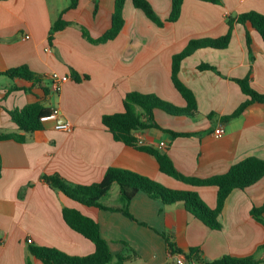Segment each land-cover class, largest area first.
I'll return each instance as SVG.
<instances>
[{"label": "crops", "instance_id": "1", "mask_svg": "<svg viewBox=\"0 0 264 264\" xmlns=\"http://www.w3.org/2000/svg\"><path fill=\"white\" fill-rule=\"evenodd\" d=\"M149 1L165 20L163 26L127 0L121 32L112 40L94 43L82 27L93 38L107 32L116 0H79L70 9L71 0H0V72L26 64L41 77L34 82L0 75V130L26 135L25 141L0 140V264H28V260L45 264L32 254V245L71 255L94 253L95 243L65 220V207L97 220L114 255L128 257L122 264H167L185 256L170 251L167 236L184 252L198 248L204 261L255 256L258 264H264V213L257 218L252 212L264 205V177L232 191L220 214L221 229L208 226L184 202L166 204L144 191L132 199L129 216L121 209L118 183L103 200L110 209L75 200L43 178L58 173L75 184H92L101 181L109 167H118L171 188L197 191L209 207H217V186L194 185L163 172L155 155L117 140L103 115L122 112L131 91L155 93L186 107L187 100L172 78L174 55L192 39L225 35L228 15L264 13V0H184L180 17L173 22L167 21L173 0ZM62 14L72 24L57 31L50 42L52 25ZM252 33L254 59L246 29L236 23L227 47H202L182 60L179 77L195 93L198 111L174 115L156 108L160 127L135 131L144 145L168 153L187 176L207 178L227 172L246 157L264 158V101L231 120L222 117L249 97L237 79L248 77L251 86L264 93V39L257 31ZM204 63L216 70L200 69ZM72 70L89 78L76 81ZM54 73L68 77L60 92L52 88ZM13 86L19 88L10 91ZM38 101L58 109L59 117L25 133L8 110ZM65 121L73 125L71 131L55 128ZM220 126L225 133L218 137L215 130ZM173 131L190 135L176 136ZM116 260L109 264H117Z\"/></svg>", "mask_w": 264, "mask_h": 264}, {"label": "trees", "instance_id": "2", "mask_svg": "<svg viewBox=\"0 0 264 264\" xmlns=\"http://www.w3.org/2000/svg\"><path fill=\"white\" fill-rule=\"evenodd\" d=\"M214 3H222V0H207ZM127 0H116L115 11L112 17L111 28L101 35L99 38H93L86 27H82L84 36L94 43L106 42L117 37L121 32L124 24V7ZM134 5L142 9L145 14L157 23L159 26L165 24L155 8L149 0H132ZM184 0H173L172 11L167 21H176L179 19ZM79 0H71L68 7H77ZM229 30L225 35L217 38L192 39L188 45L173 57L172 78L176 88L186 98L188 105L179 107L170 101H167L155 93H142L139 91L128 92L124 99V110L112 114L103 115V123L110 129L117 140L124 141L126 144L145 150L156 156L163 172L174 176L177 179L194 185H215L218 187V203L216 208H211L204 201L201 195L194 190L175 189L164 185L163 183L138 173L133 170L109 167L101 181L92 184H75L63 178L60 174L47 175L43 178L49 185L64 192L67 196L78 200L86 205L98 206L101 208H110L103 203L110 192L114 183L120 186V193L124 206L121 208L126 214L132 216L129 205L132 199L140 191H144L153 198L162 200L166 204L176 202H184L186 208L196 217L204 221L208 226L221 229L220 214L225 206L228 196L236 188L245 189L264 177V158L258 156H249L243 160L233 164L230 169L222 174L213 175L207 178H198L187 176L181 173L175 166L173 160L168 153L158 148L147 146L139 143V139L135 135V131L150 127H160L155 119V109L160 108L164 111L180 115L185 113H193L198 111L197 99L195 93L190 89L179 77L182 60L191 55L195 50L202 47L225 48L229 45L233 29L236 23H241L246 29V43L252 59L255 58L254 52V35L253 31H257L264 39V13L251 10L238 14L237 16H227ZM72 24L63 18V14L54 22L50 30L49 40L53 41L55 33ZM200 69H214L209 64H201ZM0 75H7L13 79L22 78L26 81H41V77L33 72L28 65L23 64L10 68ZM72 77L76 81L88 79L89 75H82L76 70H72ZM243 92L249 97L231 114L222 116L224 121L231 120L244 114L251 104L264 101V93L259 92L251 86L249 78L237 79ZM13 86L9 90L18 89ZM48 92L47 88H44ZM12 119L17 123L20 130L30 133L44 127L41 116L49 114L53 111L50 107H46L43 102L38 101L30 103L23 108H14L8 110ZM213 117V114L209 115ZM174 135H190L185 132H174ZM14 138L20 141L26 140L25 134L8 133L0 130V140ZM2 157L0 154V177L2 176ZM112 209V208H110ZM253 214L259 218L264 213V205L254 207ZM64 218L67 223L75 230L91 239L96 250L89 255H71L55 247L48 246H30L32 254L36 255L45 264H109L115 257L117 264H122L127 256H115L110 249L108 241L103 237L100 224L93 217L84 214L76 208L65 207L63 210ZM170 251L172 253H185L186 264H258L259 260L255 256L236 257L225 255L217 260L204 261L200 256L198 248H190L188 252L182 251L170 237H166ZM264 248V246H263ZM28 264H34L28 260ZM167 264H179L177 261H171Z\"/></svg>", "mask_w": 264, "mask_h": 264}, {"label": "built area", "instance_id": "3", "mask_svg": "<svg viewBox=\"0 0 264 264\" xmlns=\"http://www.w3.org/2000/svg\"><path fill=\"white\" fill-rule=\"evenodd\" d=\"M67 79H68L67 76H63V75H61L59 73H54L52 75V80H53L52 81V88H53V90L56 91V92H60V90L62 89L63 83ZM58 117H59V110L58 109H53V111L51 113L41 116V121L43 123H45L46 121L57 120ZM55 128L56 129H63V130L71 131L73 129V125L70 122H68V121L58 122V123H56ZM224 133H225V129H224L223 126H220V127H218L215 130V134L218 137L223 136ZM139 143L143 144V140L140 139ZM163 145H164V143H162V146ZM28 242L32 243L33 239L32 238H28ZM176 261L179 264H186L187 263L186 256H183V255L177 257Z\"/></svg>", "mask_w": 264, "mask_h": 264}]
</instances>
